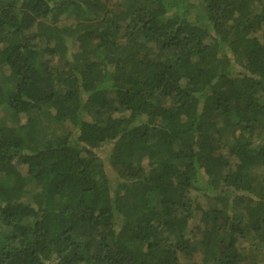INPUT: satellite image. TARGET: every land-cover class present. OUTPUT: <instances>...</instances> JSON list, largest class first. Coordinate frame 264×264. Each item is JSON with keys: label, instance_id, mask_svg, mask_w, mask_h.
Listing matches in <instances>:
<instances>
[{"label": "trees", "instance_id": "16d2710c", "mask_svg": "<svg viewBox=\"0 0 264 264\" xmlns=\"http://www.w3.org/2000/svg\"><path fill=\"white\" fill-rule=\"evenodd\" d=\"M0 264H264V0H0Z\"/></svg>", "mask_w": 264, "mask_h": 264}, {"label": "rangeland", "instance_id": "374dc122", "mask_svg": "<svg viewBox=\"0 0 264 264\" xmlns=\"http://www.w3.org/2000/svg\"><path fill=\"white\" fill-rule=\"evenodd\" d=\"M107 149H108L107 147L102 148V149L99 150V153H98L100 159L104 162L105 167L108 165V162H107ZM108 173L111 174V171L108 170Z\"/></svg>", "mask_w": 264, "mask_h": 264}]
</instances>
